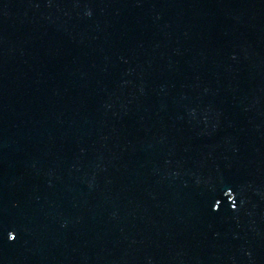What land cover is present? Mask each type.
Here are the masks:
<instances>
[{"label": "water", "instance_id": "95a60500", "mask_svg": "<svg viewBox=\"0 0 264 264\" xmlns=\"http://www.w3.org/2000/svg\"><path fill=\"white\" fill-rule=\"evenodd\" d=\"M0 264H264V0H0Z\"/></svg>", "mask_w": 264, "mask_h": 264}]
</instances>
